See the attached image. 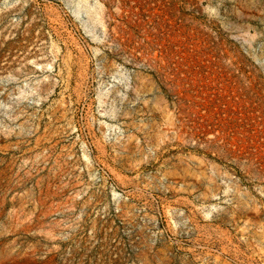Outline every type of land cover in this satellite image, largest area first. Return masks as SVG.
Returning <instances> with one entry per match:
<instances>
[{"label":"rangeland","instance_id":"1","mask_svg":"<svg viewBox=\"0 0 264 264\" xmlns=\"http://www.w3.org/2000/svg\"><path fill=\"white\" fill-rule=\"evenodd\" d=\"M138 1L0 0V264H264V0Z\"/></svg>","mask_w":264,"mask_h":264},{"label":"trees","instance_id":"2","mask_svg":"<svg viewBox=\"0 0 264 264\" xmlns=\"http://www.w3.org/2000/svg\"><path fill=\"white\" fill-rule=\"evenodd\" d=\"M146 1L145 0H143V1H138V5H137V7H138V10L141 12V11H143L144 10V8L146 7ZM147 10H150V9H147ZM139 12V13H140ZM141 14H144V13H141Z\"/></svg>","mask_w":264,"mask_h":264}]
</instances>
